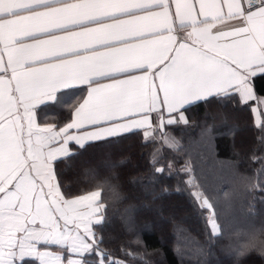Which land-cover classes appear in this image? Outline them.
Returning a JSON list of instances; mask_svg holds the SVG:
<instances>
[{
  "label": "snow or ice",
  "instance_id": "1",
  "mask_svg": "<svg viewBox=\"0 0 264 264\" xmlns=\"http://www.w3.org/2000/svg\"><path fill=\"white\" fill-rule=\"evenodd\" d=\"M226 20L238 23L217 28ZM0 73V264H126L102 247L101 190L62 192L56 165L71 168L87 145L137 130L146 143L154 118L161 129L187 124L184 112L200 102L255 100L250 80L264 75V0L247 7L241 0H0ZM77 85L86 97L61 91ZM49 110L68 112L71 121L48 124ZM162 138L178 150L166 132ZM181 171L192 173L191 164ZM185 184L198 187L194 175ZM190 195L198 207H212L202 193ZM257 216L250 208L236 229L264 224ZM208 223L220 237L215 217ZM245 238L231 246L238 258L257 255L234 250Z\"/></svg>",
  "mask_w": 264,
  "mask_h": 264
},
{
  "label": "trees",
  "instance_id": "2",
  "mask_svg": "<svg viewBox=\"0 0 264 264\" xmlns=\"http://www.w3.org/2000/svg\"><path fill=\"white\" fill-rule=\"evenodd\" d=\"M252 84L264 96V75L253 77ZM253 104L242 105L238 95L232 101L210 99L184 112L187 124H165L146 143L144 130L91 143L69 161L71 168L56 165L61 190L72 196L101 190L102 247L126 264H264L259 255L238 258L226 244L230 233L246 226L250 208L257 210L256 222H264V121L256 124ZM52 114L58 126L71 118L68 112ZM209 127L210 135H202ZM165 132L178 142L177 151L163 143ZM186 162L192 173L181 171ZM189 175L198 187L185 184ZM105 180L109 184L101 188ZM195 189L209 199L222 226L220 237L212 236L211 210L198 207L190 195ZM121 248L143 260L123 255Z\"/></svg>",
  "mask_w": 264,
  "mask_h": 264
},
{
  "label": "crops",
  "instance_id": "3",
  "mask_svg": "<svg viewBox=\"0 0 264 264\" xmlns=\"http://www.w3.org/2000/svg\"><path fill=\"white\" fill-rule=\"evenodd\" d=\"M241 2L244 3L245 7H247V4H246L245 0H241ZM196 7H197V11H198V4L196 5ZM174 11H175V9L173 7V9H172L173 15H174ZM223 11H224V13L226 15L227 14V8L224 7ZM177 23H178V21H177ZM237 23H238V21H236V20H226L223 24H218L217 28L222 29V30H229L230 26L235 25ZM214 31H215V29H214ZM57 35H64V33H57ZM177 35H178V37H185L186 36V31H180V32L177 33ZM46 38L47 37H41V39H46ZM34 42L35 41H33V40H26L25 41V43H34ZM188 42L190 43L191 41H188ZM4 62H5V64L7 63V57L6 56L4 57ZM0 74H3V73H0ZM8 75H10V72L8 73ZM108 82L109 81H104V83H108ZM250 84H251V86L253 88V91H254V94L256 96L255 100H250V101H254V105L252 106V108L255 109V105H257L259 107V111H260L259 115H257L256 112L253 111L254 112L255 121L259 120L260 121L259 125H261L262 122L264 121V96H257L256 95L255 89H254L253 84H252V78L250 80ZM61 91L63 93H66V94L67 93L74 94L75 97H86V95H87V90H86V86L85 85H77V86H75L72 89H63ZM41 107H43V106H41ZM52 113H53L52 110H49L45 114L46 122L48 124H56L57 125L58 122H57L55 116ZM174 114L175 113H173L172 115L174 116ZM153 117H155V114H153ZM164 118H165V120L168 119V114L166 112L164 113ZM39 119L40 118L38 117V122H39ZM70 121H71V118H70L69 121H67L66 123H64L60 127L66 125ZM156 125H158V122L154 118L153 121H152V128L154 129V127ZM87 130H90V129H81V131H87ZM73 131H75V130H70V132H73ZM69 148L70 149L74 148V145L70 143L69 144ZM84 194H86V193H84ZM80 195H82V194H80ZM76 196H78V195H76ZM76 196H72V197H76ZM101 203H102V201H101ZM101 215H103V211H102Z\"/></svg>",
  "mask_w": 264,
  "mask_h": 264
},
{
  "label": "clouds",
  "instance_id": "4",
  "mask_svg": "<svg viewBox=\"0 0 264 264\" xmlns=\"http://www.w3.org/2000/svg\"><path fill=\"white\" fill-rule=\"evenodd\" d=\"M245 232L246 238L241 240L239 246L234 250L240 254L255 252L257 255L264 257V224L256 225L247 230L236 229L226 237L227 247L232 249L233 243Z\"/></svg>",
  "mask_w": 264,
  "mask_h": 264
},
{
  "label": "rangeland",
  "instance_id": "5",
  "mask_svg": "<svg viewBox=\"0 0 264 264\" xmlns=\"http://www.w3.org/2000/svg\"><path fill=\"white\" fill-rule=\"evenodd\" d=\"M254 105V104H253ZM255 112H256V114L257 115H259V113H260V111H259V107L257 106V105H255ZM163 128H164V126H163ZM162 128V129H163ZM154 129L155 130H159V129H161L160 127H159V125H156L155 127H154ZM169 137V136H168ZM169 139H171L170 137H169ZM195 192H197V194L199 195V194H201L202 192L200 191V190H198V189H195L194 190ZM205 196H204V194L202 193V195H201V200L204 198ZM210 203V202H209ZM211 204V203H210ZM208 209H210L211 210V215H210V217H213L214 216V212H213V207H211V208H208ZM215 217V216H214Z\"/></svg>",
  "mask_w": 264,
  "mask_h": 264
},
{
  "label": "built area",
  "instance_id": "6",
  "mask_svg": "<svg viewBox=\"0 0 264 264\" xmlns=\"http://www.w3.org/2000/svg\"><path fill=\"white\" fill-rule=\"evenodd\" d=\"M246 4H248V0H245ZM253 2H255V0H253Z\"/></svg>",
  "mask_w": 264,
  "mask_h": 264
}]
</instances>
